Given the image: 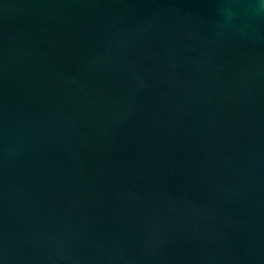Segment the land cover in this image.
I'll return each mask as SVG.
<instances>
[{
	"label": "water",
	"instance_id": "water-1",
	"mask_svg": "<svg viewBox=\"0 0 264 264\" xmlns=\"http://www.w3.org/2000/svg\"><path fill=\"white\" fill-rule=\"evenodd\" d=\"M0 264H264V0H0Z\"/></svg>",
	"mask_w": 264,
	"mask_h": 264
}]
</instances>
